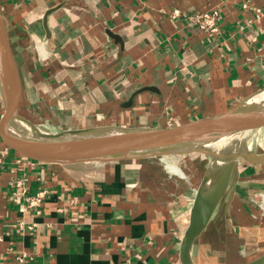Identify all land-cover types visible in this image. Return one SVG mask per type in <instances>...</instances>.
<instances>
[{"label": "crops", "instance_id": "crops-1", "mask_svg": "<svg viewBox=\"0 0 264 264\" xmlns=\"http://www.w3.org/2000/svg\"><path fill=\"white\" fill-rule=\"evenodd\" d=\"M244 3L264 12V0H0L22 83L18 112L43 132L163 128L245 99L264 103V14L256 18ZM212 8L221 10L219 33L187 22V13ZM3 107L0 88V116ZM168 159L70 168L10 150L0 166V264H181V238L208 168ZM174 165L183 175L171 173ZM260 167L248 174L264 184ZM235 173L192 243L194 264H244L264 254V216ZM18 180L28 195L46 191L39 206L15 194Z\"/></svg>", "mask_w": 264, "mask_h": 264}, {"label": "water", "instance_id": "water-1", "mask_svg": "<svg viewBox=\"0 0 264 264\" xmlns=\"http://www.w3.org/2000/svg\"><path fill=\"white\" fill-rule=\"evenodd\" d=\"M0 88L4 102L0 116V141L7 149L26 158L63 164L70 168L74 164L85 162H108L167 154L199 153L213 159L228 160L225 169L214 180L210 181V178L204 176L196 189L189 222L179 246L181 264H194L190 256L192 243L223 195L236 163L242 161L264 166L263 148L260 151L249 147L241 151L225 152L214 145V138L217 136L264 126V109H248L255 105H246L247 99L218 116L199 118L170 127L85 126L64 127L53 132L40 131L18 112L22 83L8 28L1 13ZM15 121L28 125L29 134L21 132L15 126ZM244 264H264V254Z\"/></svg>", "mask_w": 264, "mask_h": 264}, {"label": "rangeland", "instance_id": "rangeland-1", "mask_svg": "<svg viewBox=\"0 0 264 264\" xmlns=\"http://www.w3.org/2000/svg\"><path fill=\"white\" fill-rule=\"evenodd\" d=\"M252 104H254L255 107L252 106L251 108H248V109H264V105L260 106L261 103L260 104L251 103V102L246 103V105H252ZM15 126L23 133L25 132L29 134L30 132L28 125H26L23 122L15 121ZM48 128L49 130L54 129L50 127ZM40 130L44 131L46 129L41 127ZM46 131H48V129ZM231 136L233 137L231 138V140H229L227 144H224L220 147L218 146L217 147L215 146V147L221 148V150L225 152L241 151L249 147H251L255 151H260L262 150V148L264 149V126H258L254 128L236 131V132L223 135V136H217L214 138V141L216 142L218 140H221L222 138H225V137L229 138ZM156 156L162 157L163 155H156ZM164 156H167V158H169L168 160L171 162V164H174L176 161L177 162L182 161L181 164H183L187 160V162H185V167L189 166V169L190 168L193 169L195 168V166L197 167L199 166L201 169L208 168L206 173L204 174L201 173V177L203 178L204 176H206L207 178H211L210 181L214 180L225 169V166H227V163H228V160L213 159V158H210L209 156L202 155L199 153H191L190 155H187V156H184L183 154H167ZM189 157H191V159H189ZM236 164H237L236 167L233 169V171L229 175V180H232L234 178V176L236 175L235 172H241V176L239 177V179H237L238 186H241L243 188L242 191L245 195L244 198L246 199L248 204L260 210L257 203H255L252 200V198H254V195L257 194L258 192L264 191V187H263L264 184H260L258 182L259 180L255 178L254 174L253 175L252 174L250 175V173L248 174V171H249L248 168L251 169L253 167L255 169L256 168L259 169L261 168L260 167L261 165L248 164L242 161H238ZM262 170H264V167H262ZM253 172H256V171L252 169L251 173ZM171 173H175L179 175L176 172H171ZM254 179H256V181H254ZM261 213L264 216V213L262 211Z\"/></svg>", "mask_w": 264, "mask_h": 264}, {"label": "built area", "instance_id": "built-area-1", "mask_svg": "<svg viewBox=\"0 0 264 264\" xmlns=\"http://www.w3.org/2000/svg\"><path fill=\"white\" fill-rule=\"evenodd\" d=\"M243 8H249L254 11L256 18L261 17L264 12L260 8H257L249 3H244ZM176 9L173 10V13H177ZM187 22L196 26L200 30L209 32L211 34L219 33L220 31V22H221V10L220 8H212L204 11H192L185 15ZM10 150L6 147H0V166L4 163L5 157ZM45 190H39L34 194L26 193V185L21 180L16 182L15 194L22 196L27 202L28 206H39L44 199ZM252 200L257 203L260 210L264 213V191H260L254 195ZM23 224H20L22 227ZM31 228L32 226H27ZM24 255H17L16 259L19 262L24 260Z\"/></svg>", "mask_w": 264, "mask_h": 264}, {"label": "bare ground", "instance_id": "bare-ground-1", "mask_svg": "<svg viewBox=\"0 0 264 264\" xmlns=\"http://www.w3.org/2000/svg\"><path fill=\"white\" fill-rule=\"evenodd\" d=\"M253 103V102H252ZM260 104V103H259ZM261 105H264V103H261L260 104V106ZM13 129V128H12ZM233 136H231V137H225V138H222L221 140H218V141H216L215 143H214V145H216V143L217 142H219V143H221L220 145L222 146V145H224V144H227L228 142H226V139L228 140V139H231ZM224 141V142H223ZM217 147V146H216ZM220 147V146H219ZM173 170L175 171V172H177L178 174H180V175H183V173H182V170L180 169V167L178 166V165H174L173 166Z\"/></svg>", "mask_w": 264, "mask_h": 264}]
</instances>
